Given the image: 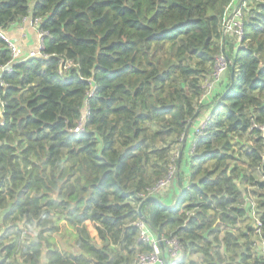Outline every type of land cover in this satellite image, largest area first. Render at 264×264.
Wrapping results in <instances>:
<instances>
[{"label": "trees", "instance_id": "obj_1", "mask_svg": "<svg viewBox=\"0 0 264 264\" xmlns=\"http://www.w3.org/2000/svg\"><path fill=\"white\" fill-rule=\"evenodd\" d=\"M239 2L0 0V33L26 18L45 32L16 61L0 36V264H133L152 252L140 217L179 240L163 264H264V0H241L238 39L223 21ZM223 47L227 83L204 97Z\"/></svg>", "mask_w": 264, "mask_h": 264}, {"label": "built area", "instance_id": "obj_2", "mask_svg": "<svg viewBox=\"0 0 264 264\" xmlns=\"http://www.w3.org/2000/svg\"><path fill=\"white\" fill-rule=\"evenodd\" d=\"M239 7V6H238ZM235 8V7H234ZM233 8V9H234ZM233 9L229 13V15L226 17V19L223 21V33L231 35L236 38H240L241 36V30L238 28L239 24L238 21H236V18H239V8L233 13L232 17L229 19L230 14L232 13ZM238 25V26H237ZM237 26V27H236ZM33 27L36 30L37 37H38V47L36 51L30 52L28 57H35L38 54H40L41 49L43 48L42 45V37L45 35V32H42L38 29V26L34 23ZM0 36L4 38L6 41L10 51H11V58L13 61H16L20 54V49L18 44L13 41L12 39H8L5 37V35L1 32ZM228 58L225 54L224 47L221 49L220 53L215 58V63L213 66L212 73L210 75V78L204 81V88H205V94L204 97L211 93L213 90L219 88L221 85L225 74L227 73V66H228ZM11 69V62L1 67V71H9ZM209 111L210 108L206 110V112L203 113L202 116L198 117L192 122V125L190 127V131L188 132L187 139H186V146L189 149V154L191 153L192 146L194 143V135L195 136H201L203 134V130L206 128L208 123L210 122L209 119ZM87 111L86 107L83 109V114L80 117L78 123L73 128L74 132H79L82 128V125L84 123V119L86 118ZM256 129L261 130L262 133H264V128L262 126H253ZM180 156V152L177 154V158ZM179 170V164H174L167 174H165L161 179H159L149 190L146 196L153 195L158 197L162 193L164 194L168 187L175 181L177 173ZM145 196V197H146ZM250 206L253 208L254 202H250ZM252 219L254 222V232L259 237L260 235V227L261 223L257 214V211L252 209L251 211ZM136 225L139 228L140 231V238L142 240H147L152 248L151 253H142L136 256L133 264H163V259H165V251L162 252L161 248L158 245V241L156 239V236L153 235V233L149 230L148 226L145 224L142 217H140V220L136 222ZM161 241L163 243V246L166 248V255L170 260H177L182 255V247L179 243V240L174 237H162ZM259 249L261 251L262 257L264 258V241H260Z\"/></svg>", "mask_w": 264, "mask_h": 264}, {"label": "crops", "instance_id": "obj_3", "mask_svg": "<svg viewBox=\"0 0 264 264\" xmlns=\"http://www.w3.org/2000/svg\"><path fill=\"white\" fill-rule=\"evenodd\" d=\"M2 33L5 35L6 38L12 39L18 44L20 49V59L28 57L30 52L37 50L38 37L35 28L32 26L30 18H26L23 22L9 27L6 31ZM227 77H229V73L225 74L224 79L221 83V88H224L225 84L227 83ZM178 194V189H176V186H174L166 195V198L164 200L165 203L172 204ZM258 245L259 244L257 243V248H259Z\"/></svg>", "mask_w": 264, "mask_h": 264}, {"label": "water", "instance_id": "obj_4", "mask_svg": "<svg viewBox=\"0 0 264 264\" xmlns=\"http://www.w3.org/2000/svg\"><path fill=\"white\" fill-rule=\"evenodd\" d=\"M240 2H241V0H240ZM240 2H239V3L235 6V8L233 9L232 13H231L230 16H229V19L232 17L233 13L237 10L238 6L240 5ZM232 79H233V73L231 72V73H230V80L232 81ZM1 112H2V102H1V100H0V113H1ZM196 114H197V113H196ZM196 114H195L194 117L190 120V122H189V124H188V127H187V130L185 131V133H184V135H183V137H182V145L186 142L187 135H188V131L190 130V127H191V125H192V122L194 121V118H195ZM179 160H180V156L178 157V161H179ZM150 200L157 201V202H161V200H160L158 197L153 196V195H149V196L144 197V198L142 199V202L139 204V206H138V208H137V211H138L139 215H142V214H141V207H142L143 203L146 202V201H150ZM144 222H145V224H146L147 226H149V222H148L146 219H144ZM214 226H215V225H214ZM214 226H213L211 229H213ZM208 231H209V230H208ZM208 231H207V232H208ZM207 232L204 233V237L207 236ZM156 239H157V241H158V245H159V247L161 248L162 252H164V246H163V243H162V241H161L160 235L157 234V235H156ZM164 264H168V260H167V259L164 261Z\"/></svg>", "mask_w": 264, "mask_h": 264}, {"label": "rangeland", "instance_id": "obj_5", "mask_svg": "<svg viewBox=\"0 0 264 264\" xmlns=\"http://www.w3.org/2000/svg\"><path fill=\"white\" fill-rule=\"evenodd\" d=\"M226 35L229 36L228 34H226ZM229 45H230V47H231L232 44H229ZM174 148H175V146H174Z\"/></svg>", "mask_w": 264, "mask_h": 264}]
</instances>
